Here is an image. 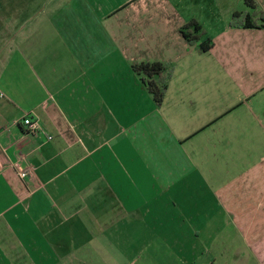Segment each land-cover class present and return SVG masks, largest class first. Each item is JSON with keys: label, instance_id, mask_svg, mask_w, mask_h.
I'll return each instance as SVG.
<instances>
[{"label": "crops", "instance_id": "crops-1", "mask_svg": "<svg viewBox=\"0 0 264 264\" xmlns=\"http://www.w3.org/2000/svg\"><path fill=\"white\" fill-rule=\"evenodd\" d=\"M45 1L0 0V264H264V0Z\"/></svg>", "mask_w": 264, "mask_h": 264}, {"label": "trees", "instance_id": "trees-1", "mask_svg": "<svg viewBox=\"0 0 264 264\" xmlns=\"http://www.w3.org/2000/svg\"><path fill=\"white\" fill-rule=\"evenodd\" d=\"M244 3L253 9L254 11L258 9V4L256 0H243ZM231 26L234 28H264V17L262 18V25H258L251 14H239L235 13L233 15ZM202 28L197 22H192L188 26L182 28V33L189 43H194L196 41V36L201 34ZM196 35V36H195ZM214 46L212 40H208L201 45L200 52L206 53L210 51ZM134 69L136 72L143 76L142 81L150 93L153 95L154 100L158 106H161L166 92H167V81L172 76V71L166 74L167 67L159 64H139L135 65Z\"/></svg>", "mask_w": 264, "mask_h": 264}, {"label": "built area", "instance_id": "built-area-1", "mask_svg": "<svg viewBox=\"0 0 264 264\" xmlns=\"http://www.w3.org/2000/svg\"><path fill=\"white\" fill-rule=\"evenodd\" d=\"M22 124L27 128L29 132L35 133L41 130V127L37 121H35L32 117H27L22 121ZM28 172H22L21 176L26 177Z\"/></svg>", "mask_w": 264, "mask_h": 264}, {"label": "rangeland", "instance_id": "rangeland-1", "mask_svg": "<svg viewBox=\"0 0 264 264\" xmlns=\"http://www.w3.org/2000/svg\"><path fill=\"white\" fill-rule=\"evenodd\" d=\"M47 2L45 0H36L35 4H32V7L30 9V14L32 15L34 12H36V10H39V7L41 8V10H43L44 6H46ZM143 262V260H142ZM141 263V262H139Z\"/></svg>", "mask_w": 264, "mask_h": 264}]
</instances>
